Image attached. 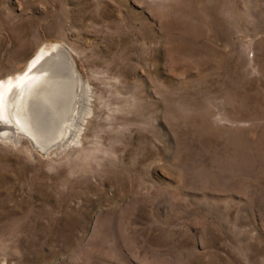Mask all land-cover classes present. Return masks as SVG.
<instances>
[{"label": "rangeland", "instance_id": "obj_1", "mask_svg": "<svg viewBox=\"0 0 264 264\" xmlns=\"http://www.w3.org/2000/svg\"><path fill=\"white\" fill-rule=\"evenodd\" d=\"M51 43L88 113L0 137V264H264V0H0V79Z\"/></svg>", "mask_w": 264, "mask_h": 264}, {"label": "bare ground", "instance_id": "obj_2", "mask_svg": "<svg viewBox=\"0 0 264 264\" xmlns=\"http://www.w3.org/2000/svg\"><path fill=\"white\" fill-rule=\"evenodd\" d=\"M62 46L56 43L42 45L23 72L0 79V137L10 138L15 142L21 138L29 137L34 145L43 149L63 142L69 144L79 139L80 123L84 115L88 113L85 99L83 98V102H80L81 94L77 97L72 110L65 116L66 122L60 130L58 125L64 111L59 110L57 122L51 123L49 119L51 106L47 113H44L42 107L43 103L48 101L45 98H51V94L53 95L54 92H59L62 95V92L55 86L58 84L55 82L57 79L53 78L54 73L57 74L60 67L58 65L59 48ZM53 56L54 58H51ZM48 59L49 61H47ZM69 62L71 65V58H69ZM53 69L54 71H52ZM67 75L71 82H76L79 86L82 85L80 77L73 68L67 72ZM85 93L84 88L83 95ZM52 128L55 129L52 134H49ZM39 131L43 132L44 139L41 134L38 135Z\"/></svg>", "mask_w": 264, "mask_h": 264}, {"label": "water", "instance_id": "obj_3", "mask_svg": "<svg viewBox=\"0 0 264 264\" xmlns=\"http://www.w3.org/2000/svg\"><path fill=\"white\" fill-rule=\"evenodd\" d=\"M59 50H60V55H59L60 56V58H59L60 60H59L58 63L63 65L68 70L67 72H70L72 68L74 69V67H73V63L70 65L69 58H71V57L69 55L68 50L64 46L60 47ZM54 69L52 71H54Z\"/></svg>", "mask_w": 264, "mask_h": 264}]
</instances>
